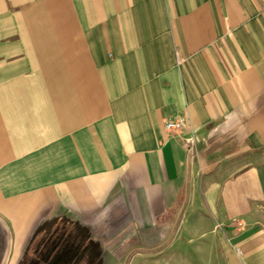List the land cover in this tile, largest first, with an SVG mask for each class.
<instances>
[{
    "label": "crops",
    "instance_id": "1",
    "mask_svg": "<svg viewBox=\"0 0 264 264\" xmlns=\"http://www.w3.org/2000/svg\"><path fill=\"white\" fill-rule=\"evenodd\" d=\"M176 244L264 264V0H0V264Z\"/></svg>",
    "mask_w": 264,
    "mask_h": 264
},
{
    "label": "rangeland",
    "instance_id": "2",
    "mask_svg": "<svg viewBox=\"0 0 264 264\" xmlns=\"http://www.w3.org/2000/svg\"><path fill=\"white\" fill-rule=\"evenodd\" d=\"M169 247H171V249H167V247L165 252L161 250L159 253L152 254L153 251H150L149 254L146 255H122L116 259H111V257L108 256H102L105 262L103 260L102 261L104 264H204V252H198V256H196L197 258H194L191 255L192 253L187 244H176ZM173 247H175L174 251L172 249ZM217 259V263L214 264H222L220 259Z\"/></svg>",
    "mask_w": 264,
    "mask_h": 264
},
{
    "label": "built area",
    "instance_id": "3",
    "mask_svg": "<svg viewBox=\"0 0 264 264\" xmlns=\"http://www.w3.org/2000/svg\"><path fill=\"white\" fill-rule=\"evenodd\" d=\"M185 125V118L183 116H178L175 118H168L165 120V129L167 131H176L180 132L183 130ZM185 144H186V149L188 151V154L192 155L194 154V146H195V136L193 133H191L188 137L184 139ZM235 221V220H234ZM237 226L241 227L242 223L237 222ZM238 253L239 250H238Z\"/></svg>",
    "mask_w": 264,
    "mask_h": 264
},
{
    "label": "trees",
    "instance_id": "4",
    "mask_svg": "<svg viewBox=\"0 0 264 264\" xmlns=\"http://www.w3.org/2000/svg\"><path fill=\"white\" fill-rule=\"evenodd\" d=\"M63 257H65V256H63ZM72 258H73V257H70V258L66 257V259H67V260H71ZM85 259H86V260H88V259H89V257H88V256H86V257H85Z\"/></svg>",
    "mask_w": 264,
    "mask_h": 264
}]
</instances>
